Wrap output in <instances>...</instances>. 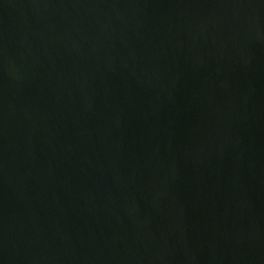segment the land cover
<instances>
[{
	"label": "water",
	"instance_id": "95a60500",
	"mask_svg": "<svg viewBox=\"0 0 264 264\" xmlns=\"http://www.w3.org/2000/svg\"><path fill=\"white\" fill-rule=\"evenodd\" d=\"M0 264H264V0H0Z\"/></svg>",
	"mask_w": 264,
	"mask_h": 264
}]
</instances>
